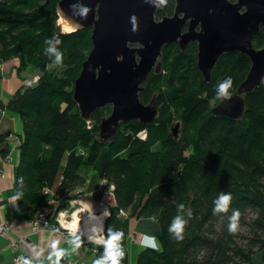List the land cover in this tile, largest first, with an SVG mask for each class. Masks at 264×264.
<instances>
[{
  "label": "trees",
  "instance_id": "trees-1",
  "mask_svg": "<svg viewBox=\"0 0 264 264\" xmlns=\"http://www.w3.org/2000/svg\"><path fill=\"white\" fill-rule=\"evenodd\" d=\"M34 1L0 0V79L1 62L12 58L19 59V74L32 67L38 71L37 82L23 84L7 104H0L17 113L23 125L16 182V192L23 193L18 199L23 216L33 220L50 206L43 189L54 186L59 174L57 194L77 199L79 194L73 193L87 183L83 171L93 168L101 180L115 184V204L109 208L104 234L107 239L109 228L123 233L121 264H131V220L148 216L159 222L161 247H143L136 264H256L254 249L264 251V84L245 95L243 118L211 113L212 101L220 102L216 85L231 77L234 93L249 72V57L240 52L223 55L207 83L197 66L196 43L174 55L176 45H166L160 60L165 75L152 72L140 93L145 104L156 97L158 118L122 123L117 135L103 143L99 125L112 107L97 110L87 121L74 100V84L92 46V28L64 31L57 12L60 0H45L38 7ZM175 7L174 0H167L156 18L173 15ZM53 36L61 41L55 47L63 53L62 65L44 51L45 41ZM259 40H264V26L254 37V42ZM191 78L196 87L189 90ZM176 121L181 124L178 135L173 132ZM143 131L146 139L139 135ZM7 137L0 134V143ZM221 192L231 193V204L227 214H214L213 202ZM181 203L185 210L180 215L188 219L191 210L193 216L184 239L176 241L168 227ZM122 209L132 212L124 218ZM234 209L241 214L239 226L247 223L248 212L255 215L250 222L253 235L245 245L228 231ZM55 216L49 215L50 224L57 225ZM90 245L100 258L103 245Z\"/></svg>",
  "mask_w": 264,
  "mask_h": 264
},
{
  "label": "water",
  "instance_id": "water-1",
  "mask_svg": "<svg viewBox=\"0 0 264 264\" xmlns=\"http://www.w3.org/2000/svg\"><path fill=\"white\" fill-rule=\"evenodd\" d=\"M72 2H58L59 20L70 31L91 27L93 46L75 81L74 100L87 121L97 110L112 106L99 125L103 143L117 135L122 123L139 120L145 124L158 118L156 97L145 104L140 93L150 74L159 71L166 45L178 43L184 52L189 44L197 43V66L207 83L223 55L240 52L249 57L251 67L245 80L231 99L212 106L214 116L243 118L245 95L264 84V47H254V37L264 26V0H174L173 15L161 20L156 18L159 6L146 0H83L92 9L87 20L72 15ZM76 23L83 27L76 28ZM174 133L178 135L176 128Z\"/></svg>",
  "mask_w": 264,
  "mask_h": 264
},
{
  "label": "crops",
  "instance_id": "crops-1",
  "mask_svg": "<svg viewBox=\"0 0 264 264\" xmlns=\"http://www.w3.org/2000/svg\"><path fill=\"white\" fill-rule=\"evenodd\" d=\"M24 74V72L17 73L16 69L3 74L0 79V104H7L13 94L23 84L28 83L23 81ZM5 110V114L0 118V134H8L7 139L0 143V223L8 221L10 230L7 234L0 235V264H22L21 258L31 260V264H51L48 257L52 253L53 243L57 244V248L66 250L67 254L61 259L60 264H68L80 252V248L77 252L71 250L70 241L73 236H64L55 231L51 227L52 225L32 231L33 220L37 218L38 214L33 220L25 218L18 200L11 199L17 194L16 182L20 164V149L16 141L23 134V125L17 113ZM83 173L87 176V183L84 187L79 188L81 194L76 200L94 212L107 210L109 215V208L115 204L114 193L109 187L103 186L102 180L93 168H87ZM61 177L59 174L52 186L55 190ZM96 194L100 196H95ZM149 217L151 216L140 219L135 217V220H131L130 235L128 236L131 264H136L137 256L143 249L141 242L144 235L154 236V228ZM153 220L155 219L153 218ZM159 232L160 229L156 231V240L160 248ZM131 238L132 240H130ZM92 249L90 244L83 245L82 250L85 257L79 264H93L96 254ZM52 259L54 260L55 257L53 256ZM256 264L258 263L256 262Z\"/></svg>",
  "mask_w": 264,
  "mask_h": 264
},
{
  "label": "clouds",
  "instance_id": "clouds-1",
  "mask_svg": "<svg viewBox=\"0 0 264 264\" xmlns=\"http://www.w3.org/2000/svg\"><path fill=\"white\" fill-rule=\"evenodd\" d=\"M146 2L150 4H154L156 6H166L167 0H146ZM69 8L72 12V15L78 17L80 20H87L90 12L92 11L91 7L84 3L83 0H74V2L69 4ZM62 12V9H60ZM133 22V31L136 30L135 21L136 17L133 15L131 17ZM76 28L83 27L82 24L76 23ZM61 41L58 37L53 36L50 39L45 41L47 47H45L44 51L45 54H53L55 56L54 63L56 65H62L63 63V53L58 50L55 45L59 44ZM232 78L226 77L224 80L220 81L216 85V99L219 101L225 99H231L232 93L230 92V88L232 87ZM22 183V180H21ZM23 196L22 192H18L15 196L11 199L16 201ZM231 193L221 192L220 195L214 200V214L224 213L227 214L230 204H231ZM185 210L184 204L177 205V215L173 217L172 222L168 227V232L170 237L176 241H182L184 239L185 228L189 223V220L192 218L193 213L191 210L187 212L188 219H185L184 216L180 215ZM240 212L238 209H234L232 211L231 216H229V223H228V231L230 234H236L239 230V218ZM126 218V217H124ZM149 220H153L152 217H149ZM94 236L90 237V240L95 243H100L103 245L104 252L103 255L94 260L93 264H121V260L125 256V252L121 246V240L123 237V233L118 230H113V228H109L107 239L100 240ZM96 238V239H94ZM71 243V250L73 252H77L80 248L83 240L79 235H73ZM142 247L151 248L153 250L159 251V245L157 243L156 237L151 235H144L142 242ZM66 250L57 248V244H52V253L49 255L48 259L51 261V264H60L61 259L66 255ZM55 257L53 260L52 257ZM22 264H31V260L21 258Z\"/></svg>",
  "mask_w": 264,
  "mask_h": 264
},
{
  "label": "built area",
  "instance_id": "built-area-1",
  "mask_svg": "<svg viewBox=\"0 0 264 264\" xmlns=\"http://www.w3.org/2000/svg\"><path fill=\"white\" fill-rule=\"evenodd\" d=\"M37 81H38V76L35 77V82H37ZM5 111H6L5 109L0 108V118L3 114H5ZM139 135L142 139H146L147 132L143 131ZM20 142H21V137L17 138L16 143L18 146H19ZM102 184H103V186L109 187L112 192L115 189V184L111 183L107 179H103ZM43 192L49 196L50 206L44 208V210L38 214L37 218L33 220L32 231H37L41 227H47L49 225H52L51 227L55 231L63 234L64 236L79 235L81 237V239L83 240V243L80 246V252L77 254V256L75 257L74 260H71L68 262V264H79V262L85 257L84 256L85 253L82 250V247L85 244H90V238L88 236H85L82 233L76 232L72 228L68 227L67 223L74 220V214H76L77 216H79L81 213L85 214L86 212H88L87 214H90L91 210L88 209L87 207H85L84 205L79 204L78 201L76 199L71 198V196L69 197V196L58 195L56 190L53 187L46 186V187H44ZM80 192L81 191L78 189L73 194H80ZM65 203H68V205H64ZM76 204L79 205V208H77L74 212H72L70 214V211L73 208H75ZM51 214L56 215L55 217H56L57 225L50 224L49 215H51ZM120 215L127 217L128 213L124 209H122L120 211ZM9 230H10V224L8 221L0 223V235L7 234ZM104 239H105V234H104V230H103L102 238L100 240H104ZM97 244H100V243H97ZM92 251L94 254L97 253V249L94 247H93Z\"/></svg>",
  "mask_w": 264,
  "mask_h": 264
},
{
  "label": "rangeland",
  "instance_id": "rangeland-1",
  "mask_svg": "<svg viewBox=\"0 0 264 264\" xmlns=\"http://www.w3.org/2000/svg\"><path fill=\"white\" fill-rule=\"evenodd\" d=\"M232 1V0H231ZM237 1V0H236ZM236 1H233V2H236ZM46 4V1L45 0H35L33 5L34 7H38V6H41V5H44ZM244 10V9H243ZM171 16V15H170ZM63 28V27H62ZM64 30V29H63ZM65 31V30H64ZM254 47L256 49H262L264 47V40H259L258 42H254ZM93 46H91L88 51H87V54H86V58H88L91 50H92ZM180 48V46L178 44H176V47L173 49L172 51V54H176V50ZM161 60V58L159 59ZM19 65V59L18 58H12L8 61H3L1 62V68H2V74H5V73H8L9 71L10 72H13L15 69L17 71V67ZM82 71V70H81ZM162 71V64H161V67L159 69V71L157 73H161ZM156 72V71H155ZM18 73V71H17ZM24 76L25 78H23V81L25 80L26 82L28 83H32L34 84L35 83V77L37 76L38 74V71L36 69H34L33 67L32 68H29L27 69V71L24 72ZM166 71H162V74L165 75ZM194 73V72H193ZM27 83V84H28ZM195 80L193 78H191V81L189 83V90H192V88H195ZM212 104L214 105V101H212ZM112 107V106H111ZM112 109V108H111ZM179 124L178 128L176 127L177 125ZM176 126L174 127V130L176 128L177 130V134L180 133V128H181V124L179 121H176ZM174 132V131H173ZM77 208H79V205L76 204L75 205V208H73L71 211H70V214L72 212H74ZM126 212L128 214H131V210H126ZM88 212H86L85 214H80L79 217L81 219H84V217L86 216ZM96 213H101V211H98ZM36 217V216H35ZM255 218V215L253 212H248L247 215H246V221L247 223L245 224H242L239 226V230L237 232L238 236H237V241L241 244V245H245L249 242V238L252 237L253 235V231H252V228L250 226V222H252V220ZM133 219L135 220V217H133ZM150 223L151 225L153 226L154 228V236L156 237V231L160 229V225L158 224L157 221L155 220H150ZM151 226V227H152ZM132 240V238L130 239ZM255 260L258 264H264V259H263V256H264V251L258 249V248H255ZM137 261V260H136Z\"/></svg>",
  "mask_w": 264,
  "mask_h": 264
},
{
  "label": "bare ground",
  "instance_id": "bare-ground-1",
  "mask_svg": "<svg viewBox=\"0 0 264 264\" xmlns=\"http://www.w3.org/2000/svg\"><path fill=\"white\" fill-rule=\"evenodd\" d=\"M65 31H70L71 28L69 25L63 21L59 20ZM90 214H86L84 219H80L79 216L74 214V220L67 223V226L75 230L76 232L82 233L85 236L96 237L98 239L102 238V232L105 228V219L108 216V211L104 210L101 213H96L94 211H90ZM94 238V239H96Z\"/></svg>",
  "mask_w": 264,
  "mask_h": 264
},
{
  "label": "flooded vegetation",
  "instance_id": "flooded-vegetation-1",
  "mask_svg": "<svg viewBox=\"0 0 264 264\" xmlns=\"http://www.w3.org/2000/svg\"><path fill=\"white\" fill-rule=\"evenodd\" d=\"M193 43H195V42H193ZM176 44H178V43H176ZM176 44H175V45H176ZM196 44H197V43H196ZM178 45H179V44H178Z\"/></svg>",
  "mask_w": 264,
  "mask_h": 264
}]
</instances>
